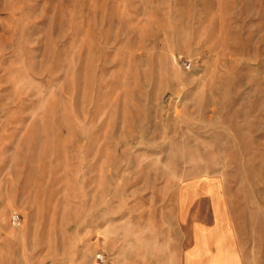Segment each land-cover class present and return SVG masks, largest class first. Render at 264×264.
Masks as SVG:
<instances>
[{"label":"rangeland","instance_id":"rangeland-1","mask_svg":"<svg viewBox=\"0 0 264 264\" xmlns=\"http://www.w3.org/2000/svg\"><path fill=\"white\" fill-rule=\"evenodd\" d=\"M0 264H264V0H0Z\"/></svg>","mask_w":264,"mask_h":264},{"label":"built area","instance_id":"built-area-1","mask_svg":"<svg viewBox=\"0 0 264 264\" xmlns=\"http://www.w3.org/2000/svg\"><path fill=\"white\" fill-rule=\"evenodd\" d=\"M19 219H20V216H19V215H15V216H14V221H15V222H19Z\"/></svg>","mask_w":264,"mask_h":264}]
</instances>
